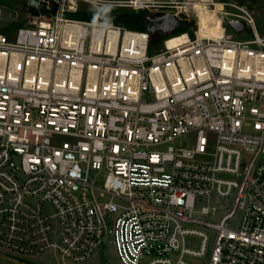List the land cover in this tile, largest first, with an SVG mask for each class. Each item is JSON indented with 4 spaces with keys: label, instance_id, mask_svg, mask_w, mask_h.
Here are the masks:
<instances>
[{
    "label": "built area",
    "instance_id": "built-area-1",
    "mask_svg": "<svg viewBox=\"0 0 264 264\" xmlns=\"http://www.w3.org/2000/svg\"><path fill=\"white\" fill-rule=\"evenodd\" d=\"M127 6L195 27L168 36L68 17L62 4L0 30V254L86 264L110 241L119 264H264L254 12L214 0Z\"/></svg>",
    "mask_w": 264,
    "mask_h": 264
},
{
    "label": "rangeland",
    "instance_id": "rangeland-1",
    "mask_svg": "<svg viewBox=\"0 0 264 264\" xmlns=\"http://www.w3.org/2000/svg\"><path fill=\"white\" fill-rule=\"evenodd\" d=\"M42 1V0H41ZM154 2L159 1H170V0H153ZM214 1H227L230 3L242 4L241 0H214ZM129 0H61L57 2L55 0H49L44 6L32 5L30 0H0V30L10 31V28L15 27V25L20 23H26L32 15L36 14H51L56 12L57 9L65 4L66 7L70 8L69 11H87L96 12L105 9L109 5H121L127 6ZM253 12L257 20L259 31L264 35V0H256L254 2L246 1L244 2ZM132 8H137L135 6H128ZM202 13V12H201ZM205 14H207L205 12ZM204 21L205 18H203ZM208 25V24H207ZM187 30L193 31L195 27V20L191 18L186 26ZM212 27H216L213 25ZM232 32L241 38H248L250 34L247 31L239 34L232 29ZM162 37L160 35H155L153 37V43L155 47H161ZM219 206L221 209L226 205L232 207V203L226 199H221ZM119 257L113 242L108 241L105 246H102L95 255L89 259L86 264H119ZM0 264H59L55 257L51 254H40L38 256L31 257H12L6 254H0Z\"/></svg>",
    "mask_w": 264,
    "mask_h": 264
},
{
    "label": "trees",
    "instance_id": "trees-1",
    "mask_svg": "<svg viewBox=\"0 0 264 264\" xmlns=\"http://www.w3.org/2000/svg\"><path fill=\"white\" fill-rule=\"evenodd\" d=\"M247 0H241L242 4ZM250 2H254L256 0H248ZM68 17L81 19V20H104L113 22L116 24H121L126 27L136 29V30H145L147 29L146 18L149 15L148 10L146 8H132L128 6L121 5H109L103 10H99L96 12H87V11H68L66 13ZM23 25V23L15 25V27H11V29H16ZM186 31V28L181 26L175 32L176 35L181 34ZM162 38H166V35H161Z\"/></svg>",
    "mask_w": 264,
    "mask_h": 264
},
{
    "label": "water",
    "instance_id": "water-1",
    "mask_svg": "<svg viewBox=\"0 0 264 264\" xmlns=\"http://www.w3.org/2000/svg\"><path fill=\"white\" fill-rule=\"evenodd\" d=\"M30 3L44 6L46 1L30 0ZM146 22L148 30L152 32L162 31L168 36L173 35L180 26L179 18L172 11L152 13L147 16ZM229 24L238 32L245 28V23L242 20L230 19Z\"/></svg>",
    "mask_w": 264,
    "mask_h": 264
},
{
    "label": "bare ground",
    "instance_id": "bare-ground-1",
    "mask_svg": "<svg viewBox=\"0 0 264 264\" xmlns=\"http://www.w3.org/2000/svg\"><path fill=\"white\" fill-rule=\"evenodd\" d=\"M46 1H49V0H46ZM57 2H61V0H55ZM73 1V0H72ZM136 2H139L140 0H135ZM203 24H204V29L205 30H210V31H216L217 28L216 27H211L209 29V26L207 25L206 21L202 20ZM182 40V37H175L173 38L171 41H169V44H173V43H176L178 41Z\"/></svg>",
    "mask_w": 264,
    "mask_h": 264
}]
</instances>
